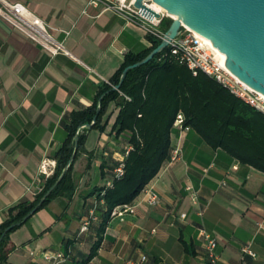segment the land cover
I'll use <instances>...</instances> for the list:
<instances>
[{
  "label": "crops",
  "instance_id": "crops-1",
  "mask_svg": "<svg viewBox=\"0 0 264 264\" xmlns=\"http://www.w3.org/2000/svg\"><path fill=\"white\" fill-rule=\"evenodd\" d=\"M20 1L46 22L66 51L51 54L0 15V222L9 205L34 198L54 173L71 112L96 101L128 53L152 46L142 26L87 0ZM118 111L110 102L105 130L86 132V150L73 164L72 197L57 195L10 232L14 248L6 264H46L44 252L56 250L68 254L62 264H137L141 259L145 264H212L202 227L218 241L213 264H264V172L212 147L192 128H172L171 145L182 151L149 182L159 204H148L140 193L134 212L110 216L99 233L104 202L96 188L111 179L129 146L128 134L113 130ZM45 159L54 163L48 173L41 168ZM94 204L98 218L82 232ZM99 236L95 255L84 263ZM248 243L255 256L242 251Z\"/></svg>",
  "mask_w": 264,
  "mask_h": 264
},
{
  "label": "trees",
  "instance_id": "trees-1",
  "mask_svg": "<svg viewBox=\"0 0 264 264\" xmlns=\"http://www.w3.org/2000/svg\"><path fill=\"white\" fill-rule=\"evenodd\" d=\"M171 22L170 16H164L160 28L165 32ZM150 39V48L126 55L124 63L110 82L101 86L91 106L71 112L70 122L65 124L67 137L55 153V171L47 178L43 188L34 198L25 196L6 208L5 218L0 222V237L9 228L0 240V264L7 263L8 254L14 248L10 244V232L20 225L16 223L24 219L55 182L73 152L77 128L92 121L102 95L101 109L93 127L105 130L108 118L104 119V116L110 102L115 101L119 111L113 130L116 134H128L131 149L125 159L124 176L114 179L112 186L106 184L96 188L99 195L104 192V205L100 213L102 219L98 225L100 234L113 207L133 201L169 158L171 132L178 112L184 115L183 125L198 132L212 147L223 148L239 161L264 172V112L233 94L214 77L204 72L194 75L187 65L168 53V47L147 63L130 69L120 89H111L112 85L119 82L126 66L145 57L161 41V38L154 36H150ZM85 139L86 132L83 130L75 159L86 150ZM74 161L37 209L57 195L72 197L77 186L72 177ZM117 163L118 160L113 169ZM100 241L101 236L93 244L84 263L95 255Z\"/></svg>",
  "mask_w": 264,
  "mask_h": 264
},
{
  "label": "built area",
  "instance_id": "built-area-1",
  "mask_svg": "<svg viewBox=\"0 0 264 264\" xmlns=\"http://www.w3.org/2000/svg\"><path fill=\"white\" fill-rule=\"evenodd\" d=\"M136 0H87L88 5L98 8L100 11H111L127 22H133L142 26L150 36L161 38L164 35V31L160 28V22L164 16H169L165 9L158 10L153 4L152 0H144V3L151 6L160 12L161 16H153L152 19L139 12L140 8L136 7L134 2ZM0 15L9 20L17 28L25 32L30 38L39 42L47 51L51 54L59 52H65V46L63 42L58 41L54 34L48 28L46 22L30 10L27 5L20 0H0ZM168 53L174 55L181 63L187 65L194 75L199 72H204L209 76L214 77L218 82L228 88L233 94L240 97L250 105L264 112V94L250 85L242 81L236 76L225 63V58L222 56L220 50L213 45V43L190 28L187 25H183L180 34L173 38L169 45ZM184 115L182 112H178L173 126L180 127L182 129H189V126L183 125ZM131 149L129 145L122 156L118 159L117 165L113 169V176L107 182L108 186H112L114 179H118L125 174V159ZM181 147H172L171 153L167 161H174L181 156ZM53 163L50 160H43L41 168L42 171L48 173L49 166ZM54 164V163H53ZM191 191L192 199L197 202L198 195L191 186H188ZM104 192L101 193L103 196ZM141 194L143 200L150 205H157L160 202V195L153 185L147 183L142 189ZM103 202V198L101 199ZM97 205L94 204L88 215L83 219L80 230L87 231L90 228L92 220L97 219L96 213ZM136 210V202L133 200L128 203L116 205L110 212L111 216H123L126 212H134ZM182 217L186 216V213L181 214ZM204 238V248L208 256L210 263H215L217 259L216 247L218 244L217 238L208 229L202 227L200 229ZM242 251L247 252L253 256L256 252L252 248L251 244H245L242 246ZM46 264H62L67 258L66 254L62 250L46 251L43 254ZM137 264H145L141 259Z\"/></svg>",
  "mask_w": 264,
  "mask_h": 264
},
{
  "label": "water",
  "instance_id": "water-1",
  "mask_svg": "<svg viewBox=\"0 0 264 264\" xmlns=\"http://www.w3.org/2000/svg\"><path fill=\"white\" fill-rule=\"evenodd\" d=\"M160 4L172 18L160 43L145 57L129 64L121 73L117 84L111 89H120L127 72L150 61L162 52L170 41L180 34L183 25H187L208 40L225 54L226 66L242 81L264 94V0H152ZM139 12L149 17H160L156 9L136 0ZM100 97L96 114L91 122L81 124L74 136L73 152L62 168L55 182L40 198L36 206L24 217L27 219L52 193L72 165L79 145L81 131L88 132L96 122L102 105ZM22 221L16 224H21ZM9 228V227H8ZM6 228L1 238L8 231Z\"/></svg>",
  "mask_w": 264,
  "mask_h": 264
},
{
  "label": "bare ground",
  "instance_id": "bare-ground-1",
  "mask_svg": "<svg viewBox=\"0 0 264 264\" xmlns=\"http://www.w3.org/2000/svg\"><path fill=\"white\" fill-rule=\"evenodd\" d=\"M153 6H154L156 9H158V10H163V9H164L160 4L155 3V2H154V4H153ZM220 52H221V51H220ZM221 53H222V56L225 58V54H224L223 52H221Z\"/></svg>",
  "mask_w": 264,
  "mask_h": 264
}]
</instances>
